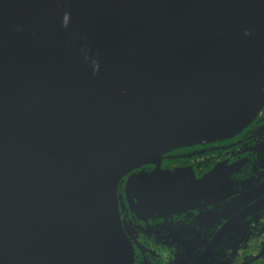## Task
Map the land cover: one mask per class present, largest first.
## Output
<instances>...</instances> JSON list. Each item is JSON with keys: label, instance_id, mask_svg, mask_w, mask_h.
Masks as SVG:
<instances>
[{"label": "water", "instance_id": "95a60500", "mask_svg": "<svg viewBox=\"0 0 264 264\" xmlns=\"http://www.w3.org/2000/svg\"><path fill=\"white\" fill-rule=\"evenodd\" d=\"M263 105L264 0H0V264H132V170Z\"/></svg>", "mask_w": 264, "mask_h": 264}, {"label": "flooded vegetation", "instance_id": "af4514ba", "mask_svg": "<svg viewBox=\"0 0 264 264\" xmlns=\"http://www.w3.org/2000/svg\"><path fill=\"white\" fill-rule=\"evenodd\" d=\"M140 173L158 183L142 198L123 182L119 197L132 264H264V105L238 134L179 146Z\"/></svg>", "mask_w": 264, "mask_h": 264}]
</instances>
